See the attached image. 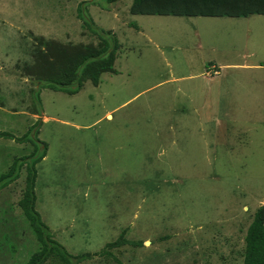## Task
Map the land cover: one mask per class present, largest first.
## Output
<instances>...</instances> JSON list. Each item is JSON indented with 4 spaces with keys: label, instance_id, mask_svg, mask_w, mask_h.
Listing matches in <instances>:
<instances>
[{
    "label": "rangeland",
    "instance_id": "1",
    "mask_svg": "<svg viewBox=\"0 0 264 264\" xmlns=\"http://www.w3.org/2000/svg\"><path fill=\"white\" fill-rule=\"evenodd\" d=\"M83 1L0 0V131L15 137L0 136V176L32 153L18 139L37 125V210L71 254H90L81 264H243L264 205V16ZM107 31L116 72L98 86L70 94L28 73L46 43L97 45ZM25 173L0 191V264L38 250L16 206ZM122 235L133 243L107 246Z\"/></svg>",
    "mask_w": 264,
    "mask_h": 264
},
{
    "label": "trees",
    "instance_id": "2",
    "mask_svg": "<svg viewBox=\"0 0 264 264\" xmlns=\"http://www.w3.org/2000/svg\"><path fill=\"white\" fill-rule=\"evenodd\" d=\"M105 1L112 4L119 0ZM84 3L91 5L88 0L81 4ZM130 13L132 15L186 17L264 16V0H134ZM84 22L87 26L92 24L96 26L93 19L92 22L86 20ZM94 32L98 33L95 30ZM113 35L112 31H107L105 36L99 34L97 45L63 44L57 41L46 43V50L38 51L36 62L28 67V73L42 88L65 91L70 94L79 92L86 82L98 86L104 73L116 72L114 64L116 51L120 44ZM34 92H36L34 94V100H36L38 92ZM34 126L18 139L21 142H29L33 146L32 153L15 159L9 171L0 176V191L18 180L21 171L25 168V187L16 206L39 245L38 250L32 253L25 264H46L53 258L59 264H81L90 254H71L55 239L50 227L43 221L37 210V165L45 158L47 145L38 138L37 125ZM32 132L33 135H31ZM0 136L15 139L11 133L3 131H0ZM126 243L132 244L133 242L124 239V235H122L119 240L107 246L116 248ZM243 264H264V205L256 211L248 228Z\"/></svg>",
    "mask_w": 264,
    "mask_h": 264
},
{
    "label": "crops",
    "instance_id": "3",
    "mask_svg": "<svg viewBox=\"0 0 264 264\" xmlns=\"http://www.w3.org/2000/svg\"><path fill=\"white\" fill-rule=\"evenodd\" d=\"M133 1H134V0H133ZM133 1H132V3H133ZM129 3H131V0H130V2H129ZM132 3H131V5H132ZM131 5H129V4H128V6H129V8H128V9H129V10H130V8H131ZM110 12H111V11H110ZM127 12H128V10H127ZM116 13H118V12H115V16H116V18H117V14H116ZM117 19H118V18H117ZM132 25H133V24H132ZM136 26H137V25H136Z\"/></svg>",
    "mask_w": 264,
    "mask_h": 264
},
{
    "label": "bare ground",
    "instance_id": "4",
    "mask_svg": "<svg viewBox=\"0 0 264 264\" xmlns=\"http://www.w3.org/2000/svg\"><path fill=\"white\" fill-rule=\"evenodd\" d=\"M108 117L110 118V117H111V115H108Z\"/></svg>",
    "mask_w": 264,
    "mask_h": 264
}]
</instances>
